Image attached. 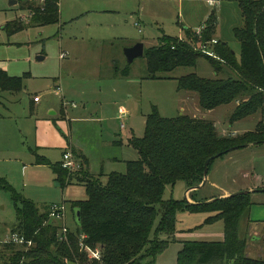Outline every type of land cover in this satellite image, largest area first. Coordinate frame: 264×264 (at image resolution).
Listing matches in <instances>:
<instances>
[{"label":"rangeland","instance_id":"1","mask_svg":"<svg viewBox=\"0 0 264 264\" xmlns=\"http://www.w3.org/2000/svg\"><path fill=\"white\" fill-rule=\"evenodd\" d=\"M215 1L221 4L218 8H210L206 0H58L59 21L51 25L32 26L29 24L32 14L23 8L24 1L0 0V69L13 77L28 75L22 80V92H0L5 97L2 102L5 106L0 105V133L6 129L8 144L13 147L14 153H19L20 149L24 151L22 159L27 165L25 168L20 165L18 169L16 162L8 160L10 156L0 153V171H4L2 179L7 186H0V244L10 241L16 224L15 205L19 204H15L13 192L38 207L63 203L62 199L69 200L70 196L80 200L86 198L84 188L80 186L64 191L66 187L62 194V190L55 186L56 177L51 168L58 161L63 163L60 152L52 147L38 150L34 146L35 118L27 119L31 111L29 102L32 95L38 94L36 97L44 104L59 106L61 97L54 96L49 87L55 80L61 86L63 78L67 85L73 79H79V92L65 89L68 93L63 101L68 108L69 103L73 102L74 109H77L73 110V115L69 113L68 119L73 129L69 141L76 148H81L88 160L87 169L95 176L111 172L124 174V161L137 160V152L129 146L128 139L131 136L138 139L144 136L146 118L154 111L162 118L171 119L183 114L210 121L218 132L225 130L221 134L226 136L255 129L259 114L230 123L233 104L205 112L198 108L197 94L177 88L176 79L190 74L203 79L235 78L236 75L227 66H223L220 73H215L205 58H199L194 67H179L161 74L163 78L150 79L143 57L127 64L124 55V49L136 43H144L146 49L158 45L163 36L178 38L176 32L181 24L187 26L189 23L188 29L197 31L200 22L206 20L209 11L214 10V39L220 44L225 43L239 59L240 44L234 31L243 27V19L238 0ZM40 2H37L38 6ZM138 14H144L146 21L141 17L139 22ZM137 21L141 25V33L134 26ZM11 22L26 27L10 34L4 27ZM61 54L64 55L63 59ZM115 60L120 62L118 74L121 75L127 68V77H114L112 62ZM70 72L71 76L68 77ZM121 107H124L126 114L124 111L118 112ZM53 108L43 111L39 118H47ZM57 131L60 137L68 136L65 127ZM22 132L24 138L20 136ZM38 158L49 163L37 165ZM208 175L223 189L234 193L246 186H260L264 182V144L239 148L215 159ZM101 181L105 182V178ZM187 189L184 182H177L166 188L163 199L185 200ZM187 193L189 202L193 195L200 202L220 198L208 197L217 193L212 191L210 184L202 190ZM250 200L249 219L264 220V194L251 193ZM63 204L66 208L65 225L70 231H75L77 223L71 203L65 201ZM206 218V214H189L185 211H178L176 215L178 228L183 230L203 224ZM52 222L61 225L59 220ZM222 226V222L204 225L180 234V237L177 233L172 237L159 235L158 241L168 244L157 253L155 264H176L178 252L182 249L181 239L191 242L221 240ZM246 231L248 233L247 223L241 228V235ZM57 233L60 239V228ZM94 248L101 250L98 246ZM9 253L3 252L5 260L0 258V264L5 263Z\"/></svg>","mask_w":264,"mask_h":264},{"label":"trees","instance_id":"2","mask_svg":"<svg viewBox=\"0 0 264 264\" xmlns=\"http://www.w3.org/2000/svg\"><path fill=\"white\" fill-rule=\"evenodd\" d=\"M20 1L32 14L30 25L45 26L59 21L58 0ZM238 3L243 19V27L234 31L240 44L239 59L225 43L212 44L216 24L213 14L199 35L185 30L184 39L163 36L158 45L144 49L143 58L150 79L163 78L161 74L179 67H194L199 58H205L215 73L227 66L235 78L203 79L190 74L176 79L177 88L197 94L198 108L205 112L233 104L230 123L259 114L255 129L226 136L210 121L183 114L162 118L154 111L146 118L144 136L128 139L138 158L125 162L124 174L91 175L79 155L75 161L80 167L75 171L63 168L61 163L53 164L58 188L62 191L75 185L84 188L86 199L70 202L71 208L79 213L75 217L76 230L68 229L66 240L60 241L57 232L61 226L49 218L50 205L38 207L13 192V200L19 206L15 205L17 220L12 234L25 241L0 244L1 259L5 260L3 252H10L2 264H155L157 253L168 244L157 238L175 234L178 211L208 215L199 227L222 222L223 240L184 243L176 264H264V260L246 256L247 231L241 235L243 222L248 220L251 194L199 203L163 199L166 188L177 182H184L188 189L199 186L207 159L236 146L264 143V0H238ZM25 27L11 22L4 30L14 34ZM203 47L213 57L204 54ZM121 75L127 76L128 69ZM26 76L12 77L0 69V92H20ZM36 161L38 165L48 163L39 158ZM103 177L105 182L101 181ZM5 184L0 179V186ZM81 235L85 236L84 245L101 249L99 261L89 260L87 253L80 251Z\"/></svg>","mask_w":264,"mask_h":264},{"label":"crops","instance_id":"3","mask_svg":"<svg viewBox=\"0 0 264 264\" xmlns=\"http://www.w3.org/2000/svg\"><path fill=\"white\" fill-rule=\"evenodd\" d=\"M212 1H214L216 3L215 6H210L207 3V0H206V3H207V5L210 8H216V7L218 8L219 5H221L219 1H215V0H212ZM212 14L215 16L214 10L213 11H209L208 16L205 18L206 20H204L203 22H200L201 23L200 24L201 25L200 28H202V26L204 25V22H206L207 19ZM131 15H132V13H131ZM137 17H138V21L139 22H140V18L141 17L146 21V19L144 17V14H142V15L138 14ZM215 19H216V16H215ZM138 21L134 23V26L138 30V32L141 33V30H140V26L141 25H140V23ZM135 24H137L138 26H136ZM188 26H189V23H187V26L186 25L184 26L183 24H181V28L176 32L179 39H184V37H185L184 36V31L185 30H189L188 29ZM164 32H166V31H163V33ZM193 32H196V31L193 30ZM160 33H162V31H160ZM136 44H138V43H136ZM142 44H143V47H144V43H142ZM131 47H133V46H131ZM131 47H127L125 49L131 48ZM61 57L63 59L64 58V55L61 54ZM38 59L39 60H42V58H38ZM119 67H120V62L119 61L115 60V61L112 62V68L114 70V77L115 78H117L119 76L120 77H127L129 74L127 76H123V75H119L118 74ZM1 70H3V69H1ZM3 71H5L7 73L6 70H3ZM67 76L68 77L71 76V72L68 73ZM78 80L79 79H73L70 82V84L67 85L65 83V79L63 78V79H61V86L56 83V80H55V82L52 85L49 86L52 89V92L54 93V96H56V97H59L60 96L61 97V101L62 102H60L59 106H57V107L53 103H50V104L49 103H46V104H44L41 101V99L38 102H34L33 99H34V97L38 96V94L32 95L31 100L29 102L30 107H31V111L29 113V116H27V119L29 120V119L35 118V126H33V131H35L34 146L38 150L40 148L47 149V148L52 147L53 149H55L58 152H60V154L62 156V160H63V155L66 152H70L71 153L74 161L76 159L75 156H78L79 155L80 160L84 163L83 164L84 167L87 168L88 167L87 157L84 155L83 151L80 150L81 148H79V149L76 148L69 141V138L72 136V133H73V129H71V125H70V120L68 119L69 118V113L71 112V115H73L75 113V112H73V110H77V109H74V107H72V103L73 102H70L69 103L70 104L69 105L70 108H68V105L65 106V104L63 103V101L65 99V96L64 95L68 93V91H66L65 89H70V90L72 89V90L76 91V93L79 92V88L77 87L78 86ZM75 89H77V90H75ZM22 91H20V92H22ZM20 92H17V93H20ZM25 92H26V90H25ZM2 93H5V92H2ZM2 93H0V105L1 106H5V105L2 104V102L5 100V97H3ZM6 93L9 94V92H6ZM10 94H15V93H10ZM5 103H10V102H5ZM50 107H54V108L49 111L48 117L47 118H45V117L44 118H39L40 115H41V113L43 111H46L47 109H50ZM82 107H83V110H85V106L83 105ZM123 109H124V107H121V109H119L118 112L119 111H124ZM124 113H125V111H124ZM96 116H97V114H95V117ZM64 127L67 129L68 136L67 137H64V136L63 137H60L59 134H58L57 129H59L60 131H62V129ZM222 131L224 132L225 130H222ZM24 135H25L24 132H22L20 136H23L22 138H24ZM0 140H2L1 141V144H0V153H1V155H3V156H10V158L8 160L10 162L11 161L16 162V164L18 165V169H19V166L20 165L22 166V168H25L27 165L24 163L25 161L22 159V153H24V151L20 149L19 153H14L13 152L14 151L13 147L8 144L9 135H7L6 129H4V132L3 133H0ZM3 141H4V143H3ZM256 146H258V145H256ZM127 161H129V160H127ZM127 161H124V162H127ZM57 163L60 164L61 162L58 161ZM3 172L4 171H0V179H2L4 177V173ZM91 175H94L95 176L96 174H91ZM100 175H102V174H100ZM207 184H210V187L212 188V191L214 190L215 192H217L216 194H211L212 196H208V197H220V198H224V197H228L229 195H231L232 193H234V191L223 189L221 186H219L218 184H216L214 181H212L209 178V175L207 177V181H206L205 186ZM76 186H79V185L68 186L64 191H66L67 189H70V188L73 189V187H76ZM80 187H82V186H80ZM260 188H264V182L260 186H258V185L257 186L256 185H254V186H246V188H244L245 190L244 189H240V190H237V191H248V190L260 189ZM202 189H200V190H202ZM61 193L63 194V191ZM259 194H262V193H259ZM187 195H188V193H187ZM194 198L195 197L193 195V198L190 201V203H192L193 201L200 202L199 200H196V198L195 199ZM85 199L80 200V199H77V198H75L73 196H70L69 197V200H63L62 199V202L64 203L65 201H68V202H72V201H83ZM206 199H208V198H206ZM210 200H212V199H210ZM64 220H65V217H64ZM64 220L61 222V225L63 223L65 224ZM248 220H249V222H248ZM248 220L245 221V222H243V224H246L247 223V227H248V233H247L248 236H247V245H246L245 254H246V256L248 258H251V259H261V260H264V246H263L264 245V236H263L264 235V220H252V219H249V217H248ZM200 225H202V224H200ZM200 225L194 226V228H189L187 230H183V229H179L178 228V223H177V220H176V225H175V230L176 231H175V233L179 234V237H180V234H185L186 232L192 231V229H195V228L199 227ZM222 233H223V226H222ZM222 240H223V236H222V239L221 240L211 241V242H220ZM186 242H191V241H188L187 239H184V240L181 239V241H180L181 246H183V244L186 243ZM192 242H194V241H192Z\"/></svg>","mask_w":264,"mask_h":264},{"label":"built area","instance_id":"4","mask_svg":"<svg viewBox=\"0 0 264 264\" xmlns=\"http://www.w3.org/2000/svg\"><path fill=\"white\" fill-rule=\"evenodd\" d=\"M207 3L210 6H215L216 3L212 0H207ZM136 26H138L137 24H135ZM203 29L200 28L199 30H197L195 33L196 35H199L201 30ZM212 44H216V41L213 40ZM202 52L210 57H213V54L210 52L209 49L203 47L202 48ZM40 100L39 97H34L33 101L34 102H38ZM72 107H75L74 105H72ZM124 128V127H123ZM62 167L66 168L69 171H75L76 169H79V164L74 161L72 155L70 152H66L63 155V163H62ZM65 212H66V208L65 205L63 203H59V204H51L50 205V213H49V218L51 220H59V221H63L64 217H65ZM61 226V240H66V234H67V227L66 225L63 223ZM85 239L84 235H81V237L79 238V248L80 251L86 252L87 253V257L89 258V260H96L99 261L101 259V250L99 249H95V248H90L86 245H84L83 240ZM24 239L23 237L17 235V234H12L10 237V242L16 243V244H22L24 243Z\"/></svg>","mask_w":264,"mask_h":264},{"label":"water","instance_id":"5","mask_svg":"<svg viewBox=\"0 0 264 264\" xmlns=\"http://www.w3.org/2000/svg\"><path fill=\"white\" fill-rule=\"evenodd\" d=\"M143 53H144V47H143L142 43H138V44L134 45L131 48L124 49V55H125L127 64H131L136 58L143 57ZM254 145H257V144L256 143L255 144H245L242 147L243 148H247L249 146H254ZM237 149H239L238 146L230 148V149H228L225 152L219 153V154L207 159L205 161V163H204L203 180H202L201 184L199 186H197V187L187 189L186 192L184 193L185 200H187V192H189L190 190H200V189H202L205 186L206 181H207V175H208V165H209V163L212 160H215V159L219 158L221 155L226 154L227 152H232V151L237 150ZM251 193H264V189H254V190H248V191H239V192L233 193V194H231L229 196L234 197V196H240V195L251 194ZM74 213H75V217L78 218L79 217V213L78 212L76 213L75 211H74Z\"/></svg>","mask_w":264,"mask_h":264}]
</instances>
